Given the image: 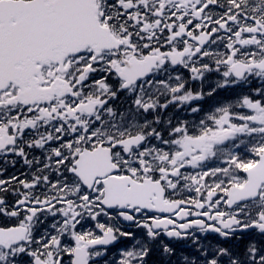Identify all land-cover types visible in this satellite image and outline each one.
Returning a JSON list of instances; mask_svg holds the SVG:
<instances>
[{"label":"snow or ice","instance_id":"obj_1","mask_svg":"<svg viewBox=\"0 0 264 264\" xmlns=\"http://www.w3.org/2000/svg\"><path fill=\"white\" fill-rule=\"evenodd\" d=\"M0 264H264V0H0Z\"/></svg>","mask_w":264,"mask_h":264}]
</instances>
